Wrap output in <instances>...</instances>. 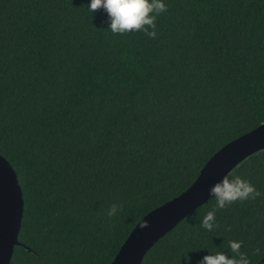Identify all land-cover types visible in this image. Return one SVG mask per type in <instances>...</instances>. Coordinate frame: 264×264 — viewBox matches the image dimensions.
I'll use <instances>...</instances> for the list:
<instances>
[{
  "label": "trees",
  "instance_id": "16d2710c",
  "mask_svg": "<svg viewBox=\"0 0 264 264\" xmlns=\"http://www.w3.org/2000/svg\"><path fill=\"white\" fill-rule=\"evenodd\" d=\"M89 2L0 0V153L25 200L11 264H111L144 216L264 123V0H165L155 38L113 34ZM228 175L261 196L216 210L211 232L210 198L141 264H200L230 240L264 258V149Z\"/></svg>",
  "mask_w": 264,
  "mask_h": 264
},
{
  "label": "water",
  "instance_id": "95a60500",
  "mask_svg": "<svg viewBox=\"0 0 264 264\" xmlns=\"http://www.w3.org/2000/svg\"><path fill=\"white\" fill-rule=\"evenodd\" d=\"M264 149V123L232 140L202 168L195 182L179 196L149 212L130 233L111 264H141L146 253L167 232L209 200L211 187L251 154ZM25 200L19 176L0 153V264H11L19 239ZM148 226L141 228L142 221ZM256 264H264V258Z\"/></svg>",
  "mask_w": 264,
  "mask_h": 264
},
{
  "label": "clouds",
  "instance_id": "9594fccd",
  "mask_svg": "<svg viewBox=\"0 0 264 264\" xmlns=\"http://www.w3.org/2000/svg\"><path fill=\"white\" fill-rule=\"evenodd\" d=\"M103 8L109 18L108 29L113 34L123 35L133 31H143L149 37L155 38L156 17L167 11L165 0H90L88 9L94 13L95 10ZM151 29V31L149 30ZM210 191V197L215 201L213 210L208 211L201 219L202 228L211 232L217 226L216 210L237 202L248 199H255L261 196L249 180L239 175H225L216 182ZM119 208L113 204L107 211L108 217L118 214ZM141 228L148 226V221L144 220L139 225ZM230 231V228H226ZM242 241L230 240L228 242V251L217 250L205 255L200 264H250L246 253L241 251ZM189 261L190 257L185 258Z\"/></svg>",
  "mask_w": 264,
  "mask_h": 264
}]
</instances>
